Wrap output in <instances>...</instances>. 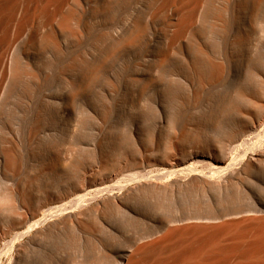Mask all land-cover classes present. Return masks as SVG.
I'll use <instances>...</instances> for the list:
<instances>
[{"label": "bare ground", "instance_id": "1", "mask_svg": "<svg viewBox=\"0 0 264 264\" xmlns=\"http://www.w3.org/2000/svg\"><path fill=\"white\" fill-rule=\"evenodd\" d=\"M0 182V264H264V0H0Z\"/></svg>", "mask_w": 264, "mask_h": 264}, {"label": "rangeland", "instance_id": "2", "mask_svg": "<svg viewBox=\"0 0 264 264\" xmlns=\"http://www.w3.org/2000/svg\"><path fill=\"white\" fill-rule=\"evenodd\" d=\"M116 117H117V115H113V116L109 119V121H108V123H107L108 125L105 126V128H108L109 126H110V127H111V126L113 127L114 125H116V123H117V119H116ZM112 118H114V119H112ZM117 118H118V117H117ZM111 120H112V122H111ZM113 120H116V121L114 122ZM110 124H111V125H110ZM113 124H114V125H113ZM63 146H65V144H63ZM28 162H30L29 165L31 164V165H33V166H35V165L37 164V161H33V160H29ZM32 162H33V163H32ZM31 165H30V167H31ZM22 174H23V173H22ZM22 174H21V175H22ZM0 185H1V182H0ZM145 213H146V212H145ZM163 213H166V212H163ZM163 213H162L161 211H159V212H153V213H152V212H149V213L147 212V215H146V214H145V215L143 214L144 216H148V217H145V218H144L143 225H144V222H145V225H146V223H147V225H148L149 223H151L150 225H152V224L156 225V224H157V220L161 221L160 219L162 218ZM148 214H149V215H148ZM159 215H160V216H159ZM164 215H165V214H164ZM155 217H156V218H155ZM153 219H154V220H153ZM145 220H146L147 222H146ZM159 221H158V222H159ZM150 225H149V226H150ZM122 243H123V242H122ZM117 244H119V242H118ZM123 244L127 245L126 243H123ZM123 244H121V242H120V244H119L118 246L121 247V248L128 247V246H124ZM120 245H123V246H120ZM50 247H51V245H50ZM54 247H55V246H53L52 249L49 248V250H50L49 252H51V251L54 249ZM56 253H57V254H56ZM58 253H59L58 251L55 252V249H54V252L52 251V253H50V254H53V255L56 256V258H55V257L52 255V257H53V259H52V261H51L52 264H55V262L60 261L61 258H62V261H64L63 258L65 257V255H64V256L62 255L63 257L60 258V257H57V256L60 255V254H58ZM50 254H49V255H50ZM50 257H51V256H50ZM50 257H49V256H47V257L45 256V257H43V258H46V261L49 260L48 263H50V260H51V258H52V257H51V258H50ZM54 258H55V259H54ZM47 259H48V260H47ZM44 260H45V259H44ZM44 260H43V263L45 262L44 264H46L47 262L44 261ZM43 263H42V264H43ZM48 263H47V264H48ZM60 263H61V262H60Z\"/></svg>", "mask_w": 264, "mask_h": 264}]
</instances>
